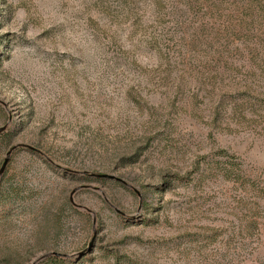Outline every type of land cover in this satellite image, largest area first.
I'll use <instances>...</instances> for the list:
<instances>
[{
	"label": "rangeland",
	"instance_id": "1",
	"mask_svg": "<svg viewBox=\"0 0 264 264\" xmlns=\"http://www.w3.org/2000/svg\"><path fill=\"white\" fill-rule=\"evenodd\" d=\"M255 8L0 0V264H264Z\"/></svg>",
	"mask_w": 264,
	"mask_h": 264
},
{
	"label": "trees",
	"instance_id": "2",
	"mask_svg": "<svg viewBox=\"0 0 264 264\" xmlns=\"http://www.w3.org/2000/svg\"><path fill=\"white\" fill-rule=\"evenodd\" d=\"M250 1L256 7L255 9L258 14L264 12V0H250Z\"/></svg>",
	"mask_w": 264,
	"mask_h": 264
},
{
	"label": "water",
	"instance_id": "3",
	"mask_svg": "<svg viewBox=\"0 0 264 264\" xmlns=\"http://www.w3.org/2000/svg\"><path fill=\"white\" fill-rule=\"evenodd\" d=\"M3 128H0V131L2 130ZM13 148H11L8 152H7V156L6 158L3 160L2 164H1V167H0V173L2 172V170L4 169L6 163H7V160H8V155L10 153V151L12 150Z\"/></svg>",
	"mask_w": 264,
	"mask_h": 264
}]
</instances>
